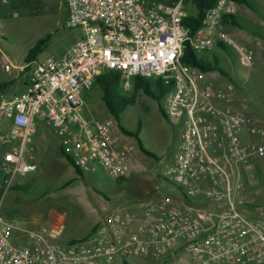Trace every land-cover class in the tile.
Segmentation results:
<instances>
[{"label":"built area","instance_id":"2783aa9c","mask_svg":"<svg viewBox=\"0 0 264 264\" xmlns=\"http://www.w3.org/2000/svg\"><path fill=\"white\" fill-rule=\"evenodd\" d=\"M9 1L0 0V25L1 6ZM184 5L185 0H66L67 27L81 29L83 36L61 57L14 64L0 49V83L2 72L24 74L32 67L24 93H0L5 184L37 170L25 157L37 118L82 174L102 169L114 180L129 176L131 147L116 119L84 115L86 93L109 71L121 74L127 93L136 78L160 80L169 89L168 119L182 128L164 172L180 196L160 195L144 204V220L134 227L132 213L115 214L105 228L61 244L52 241L60 230L32 231L7 221L1 195L0 264H119L136 257L168 260L181 252L190 264H264V219L247 213L248 203L240 198L244 171L264 160L263 120L221 105L234 101L233 83L217 87L182 62L186 44L202 53L224 43L237 49L244 66L255 65L252 53L222 29L224 19L237 14L238 2L217 0L194 34L184 23ZM16 230L26 244L14 243Z\"/></svg>","mask_w":264,"mask_h":264},{"label":"rangeland","instance_id":"374dc122","mask_svg":"<svg viewBox=\"0 0 264 264\" xmlns=\"http://www.w3.org/2000/svg\"><path fill=\"white\" fill-rule=\"evenodd\" d=\"M253 1L258 11L246 4H238L237 17L247 29L230 24L224 31L240 45L245 44L237 34L257 38L259 45L251 57L255 62L259 56L263 63L264 5L263 0ZM184 8L189 14L196 13L193 3H185ZM67 18L66 0H10L1 6L0 49L14 64H20L39 40L51 36L38 59L61 57L83 35L81 29L67 27ZM214 50L221 55V64L234 83V109L253 120H263V64L258 69L244 66L233 47H227L224 51L215 47ZM214 50L204 51L200 55L209 56L211 61ZM211 76L215 78L209 75V82L223 89L228 87V82L221 75L215 72ZM21 82L17 80L6 95L13 97L24 93L26 87ZM119 93L122 98H132L133 103L124 108L117 124L128 131L139 132L145 148L158 156V160L146 156L139 150L134 138L125 136L131 145L136 146V154L140 158L137 170L131 172L125 182L112 179L102 169L81 176L62 153L54 132L37 118L36 129L26 145L25 154L28 162L37 165L36 172L15 177L10 185L5 184L2 179L5 175L2 165L4 150L0 148V197L2 195L4 198L2 214L7 221L30 230H38L49 224L53 225V230H58L54 225H59L62 240L80 241L92 233V226L97 220L100 227L105 228L108 216L131 213L138 204H146L148 199L160 195L180 196L178 187L164 176L177 152L182 133L180 126L172 125L161 113L160 106L165 98L160 103L148 97L140 88L129 93L120 89ZM102 94L97 86L86 97V118L111 117ZM243 180L245 188L240 191V198L248 203L247 213L264 219V161H254L252 169L244 171ZM71 181L70 185L64 187ZM257 189L260 191L256 192ZM128 263L190 264L185 252L168 260L136 257ZM119 264L125 262L120 261Z\"/></svg>","mask_w":264,"mask_h":264},{"label":"trees","instance_id":"16d2710c","mask_svg":"<svg viewBox=\"0 0 264 264\" xmlns=\"http://www.w3.org/2000/svg\"><path fill=\"white\" fill-rule=\"evenodd\" d=\"M217 0H185V3H193L196 8V13L189 14L188 17L185 19L184 23L185 25L190 29V33L194 34L196 31L202 26L203 17L205 15V12L213 7L216 4ZM238 3L246 4L249 7H254L253 3L250 0H236ZM229 18L232 17H226L223 21V23L229 22ZM233 21V20H231ZM51 36H47L46 38H43L39 40L36 45L29 50L28 55L25 58V63H31L35 61L39 55L42 52V48L50 41ZM221 47L225 50L229 45H226L224 43L220 44ZM182 62L190 65L193 68H197L200 71L207 73L211 71H219L222 74H227L226 71H224L222 68L219 67L217 61L211 62L208 61L207 58L204 56H201L200 53L196 52L190 44H186L184 49V54L182 57ZM32 70V67L27 68L26 73L30 72ZM228 76V74H227ZM9 86L7 83H0V93L6 92V88ZM98 86L102 92H103V101L106 104V107L113 116L116 121L120 122V114L124 110L125 107L129 106L133 103L132 98L125 99L122 98L119 90L123 89L121 84V74L117 71H109L106 72L100 76H98L95 80L94 87ZM121 87V88H120ZM135 88H140L148 97L158 100L160 103L163 98H165V95L168 92V88L163 85V83L160 80H146L143 78H136L133 82V92ZM161 112L163 113L164 117L168 119V116L165 112L163 103H161ZM120 127V126H119ZM121 131L125 135H129L132 137H135V139L138 142V145L140 147V150L148 157L158 160V156H156L154 153L147 150L142 142V140L139 138V132H130L126 130L123 127H120ZM62 151V150H61ZM63 153V151H62ZM64 154V153H63ZM65 155V154H64ZM66 156V155H65ZM68 160L72 163L74 166L72 160L67 156ZM75 167V166H74ZM76 168V167H75ZM76 170L79 172L81 176L83 174L76 168ZM6 178L4 177L2 179ZM125 179H120L118 181L123 182ZM72 183L68 182L64 187L70 185ZM96 229V228H95ZM94 229V230H95ZM93 230V231H94ZM125 264H129L128 262H125Z\"/></svg>","mask_w":264,"mask_h":264},{"label":"crops","instance_id":"0c3cea01","mask_svg":"<svg viewBox=\"0 0 264 264\" xmlns=\"http://www.w3.org/2000/svg\"><path fill=\"white\" fill-rule=\"evenodd\" d=\"M252 3H253V5H254V7H251V8H253V9H255V10H257L258 11V6H257V4L253 1V0H250ZM239 4V3H238ZM263 5H264V0H263ZM229 20V22H227V23H223V25H222V29L224 30V28L227 26V25H234V26H237V27H239V28H241V29H243V30H246L247 28L245 27V25L238 19V17H237V14L235 15V16H232V18H229L228 19ZM231 20H233V21H231ZM240 38H241V42H243L245 45H240V46H243L245 49H247L250 53H252V55H254V53L256 52L255 50H256V46L257 45H259V43H258V41L256 40L257 38H255V37H253V36H248L247 34H243V35H245V36H243V35H240V34H237ZM262 35H263V63H261V60L262 59H259V56L256 58V61H255V65L253 66V67H257L256 69H258L259 68V65H262L263 64V123H264V8H263V33H262ZM83 36V35H82ZM80 38H82V37H80ZM79 38V39H80ZM77 41V40H76ZM250 43H253V45H250ZM221 43H218L215 47H217V48H220L221 50H223L224 51V49L221 47V45H220ZM72 47V46H71ZM214 47V48H215ZM229 47H231L232 48V46H229ZM214 48H213V50H214ZM234 48V47H233ZM234 50L238 53V51H237V49H235L234 48ZM214 52H215V55L214 56H216V58H214V56L212 57V60H211V62H215V61H217V63H218V65H219V67L220 68H222L223 70L225 69L224 68V66L221 64V55L217 52V51H215L214 50ZM239 54V53H238ZM205 58H207V60L208 61H210L209 60V56L208 57H205ZM260 58H262V57H260ZM225 71V70H224ZM217 73V74H219V75H221L228 83H232V80H231V78L230 77H228L227 76V74L225 75V74H222V73H220L219 71H211V72H207V73H205L206 75H207V78H208V76L210 75V77H212V78H215L214 76H211V73ZM28 74H20V73H18V72H13L11 75H7V74H5V73H1V80H2V82H4V83H7V84H9V86L6 88V91L7 90H9L10 89V87H13V86H15L16 84H17V80H20V81H22L21 82V84L23 83V86L24 87H26V84H27V76ZM208 80H209V78H208ZM19 82V81H18ZM234 84V83H233ZM95 87H97V86H95ZM92 91V90H91ZM91 91H89L88 93H86V95H85V99H86V97L91 93ZM102 91V90H101ZM102 97H103V94H102ZM222 106H228V107H232L233 109H234V101H232L231 103H228V102H224V103H222L221 104ZM163 106H164V102H163ZM161 110V109H160ZM162 113V112H161ZM162 115H163V113H162ZM164 116V115H163ZM169 121V120H168ZM170 122V121H169ZM5 123V125H4V128L5 129H8L9 127H10V123L8 122V121H6V122H4ZM131 132V131H130ZM125 136H127V137H131V138H134L135 139V137H132V136H129V135H125ZM136 140V139H135ZM137 141V140H136ZM124 142L125 143H127L130 147H131V152H130V154H129V165H130V173L131 172H134V171H136L137 170V166H139L140 165V158L138 157V155L136 154V152H137V150H136V146L134 145V144H130L129 143V140L127 139H124ZM138 143V142H137ZM138 148H139V150H140V147H139V145H138ZM141 151V150H140ZM143 153V152H142ZM142 158V157H141ZM264 161V160H263ZM28 162V161H27ZM28 163H30V162H28ZM31 164H35V163H31ZM36 165V164H35ZM37 166V165H36ZM37 171V170H36ZM28 175V174H27ZM27 175H25V176H27ZM130 175V174H129ZM25 176H21V177H25ZM129 177V176H128ZM127 177V178H128ZM127 178H125V180L123 181V182H125L126 180H127ZM150 200H152V198L151 199H148V201L147 202H149ZM145 203L143 202V203H141V204H138L136 207H134L133 209H132V214L135 216V218H136V220H135V222H134V224L132 225V227H134V226H136V225H138V224H140L141 222H143V220H144V207H143V205H144ZM107 217V216H106ZM98 222V220L96 221V223L92 226V231L95 229V228H97L99 225H100V223H97ZM55 226V228H58V230H60V232L56 229V231H58L59 232V234H57V237L55 238V239H52V241H54V242H57V243H61V244H70V243H74V242H77V241H79V240H76V239H70V240H65L64 241V239L62 240V238H61V235H62V228H60L61 226H59V225H54ZM18 228H23V227H21V226H17ZM51 227H53V225H51V224H49V225H46V226H43L42 228H40V229H38V230H32V231H42L43 229H45V228H51ZM28 230H30V229H28ZM26 236L22 233V232H20V231H18V230H16L15 232H14V243L15 244H17V245H24V244H26ZM63 242H67V243H63Z\"/></svg>","mask_w":264,"mask_h":264}]
</instances>
